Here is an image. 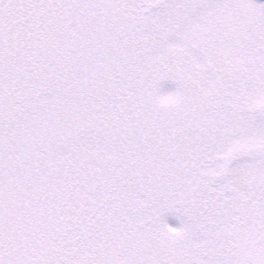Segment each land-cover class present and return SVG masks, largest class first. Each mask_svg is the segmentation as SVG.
Here are the masks:
<instances>
[{"label":"snow or ice","instance_id":"snow-or-ice-1","mask_svg":"<svg viewBox=\"0 0 264 264\" xmlns=\"http://www.w3.org/2000/svg\"><path fill=\"white\" fill-rule=\"evenodd\" d=\"M0 264H264V4L0 0Z\"/></svg>","mask_w":264,"mask_h":264},{"label":"rangeland","instance_id":"rangeland-1","mask_svg":"<svg viewBox=\"0 0 264 264\" xmlns=\"http://www.w3.org/2000/svg\"><path fill=\"white\" fill-rule=\"evenodd\" d=\"M255 2L264 4V0H255ZM162 87L164 91H171L175 89L176 85L172 81H164ZM165 221L174 227H177L180 224V220L177 218V215L173 213L166 214Z\"/></svg>","mask_w":264,"mask_h":264}]
</instances>
